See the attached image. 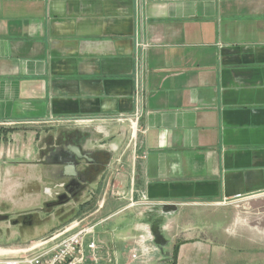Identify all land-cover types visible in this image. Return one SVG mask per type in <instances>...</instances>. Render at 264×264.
<instances>
[{
  "label": "crops",
  "instance_id": "obj_1",
  "mask_svg": "<svg viewBox=\"0 0 264 264\" xmlns=\"http://www.w3.org/2000/svg\"><path fill=\"white\" fill-rule=\"evenodd\" d=\"M59 134L112 156L84 264H230L206 211L264 193V0H0V213L51 196Z\"/></svg>",
  "mask_w": 264,
  "mask_h": 264
},
{
  "label": "rangeland",
  "instance_id": "obj_2",
  "mask_svg": "<svg viewBox=\"0 0 264 264\" xmlns=\"http://www.w3.org/2000/svg\"><path fill=\"white\" fill-rule=\"evenodd\" d=\"M35 189L43 190V186H35ZM41 198L42 195L39 194L38 199L40 200ZM43 203L37 206L44 207ZM22 205L16 204V206H13L12 215L15 213L16 215H21L40 210L31 208L30 210L17 213ZM48 211L50 212L51 210ZM85 211H77V214H73L70 220L64 222L60 220L55 222L53 220L41 229V233L28 238H22L16 234L15 230L13 234L4 223H0V253L38 244L55 232L60 231L68 222L83 218L82 216L87 213V210ZM207 212L212 215L211 224L213 227L211 226V230L213 236L216 237L217 233L222 234V237H217L219 240H216V242L219 245L227 246L236 255L235 260L231 261L230 264L233 262V264H264V193L239 197L227 201L224 205H212L208 207ZM42 213L45 214L47 212ZM36 216V218L42 217L41 214Z\"/></svg>",
  "mask_w": 264,
  "mask_h": 264
},
{
  "label": "flooded vegetation",
  "instance_id": "obj_3",
  "mask_svg": "<svg viewBox=\"0 0 264 264\" xmlns=\"http://www.w3.org/2000/svg\"><path fill=\"white\" fill-rule=\"evenodd\" d=\"M66 135L60 136L59 134L55 138L53 144H50L49 148H52V146H56V148L62 147L68 137ZM41 154L43 156V161H45V154L42 151H40L37 156L40 157ZM91 158L94 163L87 164L86 168L84 167L85 169L81 170L77 177L74 178L76 187L73 184V180H71L72 184L70 185L67 179L57 178L56 175L53 177V180H51L49 189L52 191V194L47 198V201L43 203L44 207H37L40 210H34L21 215H16V213L14 215H9L5 212L0 213V215H7L8 217L4 220H0V223H4L12 233L15 230L16 234L20 235L22 238H28L41 233V229L53 220L55 222H59V220L64 222L66 219L73 217V214H77V211L94 197L95 188L100 185V178H102L110 160V153L105 150L102 152H94ZM69 186H72V188ZM68 188L73 191L76 190V194L71 199H68ZM48 210L51 211L49 212ZM42 212L47 213L44 214ZM38 214H41L42 217L36 218Z\"/></svg>",
  "mask_w": 264,
  "mask_h": 264
},
{
  "label": "built area",
  "instance_id": "obj_4",
  "mask_svg": "<svg viewBox=\"0 0 264 264\" xmlns=\"http://www.w3.org/2000/svg\"><path fill=\"white\" fill-rule=\"evenodd\" d=\"M94 226L84 219H74L38 244L0 253V264H84L86 258L95 261V242L84 245Z\"/></svg>",
  "mask_w": 264,
  "mask_h": 264
},
{
  "label": "water",
  "instance_id": "obj_5",
  "mask_svg": "<svg viewBox=\"0 0 264 264\" xmlns=\"http://www.w3.org/2000/svg\"><path fill=\"white\" fill-rule=\"evenodd\" d=\"M37 141L35 140V143L31 144L27 148L29 151H35V154L39 153V143L37 144ZM40 141L41 140H39V142ZM71 142H73V140ZM71 142H68V144L62 147L56 148V146H52V148L48 149V153H44V159L49 166H52L55 169L57 178L67 179L70 185L72 184L71 180H73V184L76 187V181L74 178L77 177L81 170L86 168L87 164L94 163L91 158V155L94 153V151L86 150L81 146L71 144ZM8 143L9 141L5 140V145ZM10 148V146L6 147V149ZM102 151L95 150V152ZM110 162L111 159L108 162L106 169H108ZM72 186L69 187L72 188ZM70 188H68V199H71L76 194V190L73 191ZM6 218H8L7 215H0V220H4Z\"/></svg>",
  "mask_w": 264,
  "mask_h": 264
}]
</instances>
